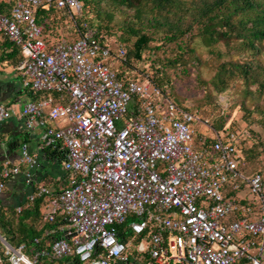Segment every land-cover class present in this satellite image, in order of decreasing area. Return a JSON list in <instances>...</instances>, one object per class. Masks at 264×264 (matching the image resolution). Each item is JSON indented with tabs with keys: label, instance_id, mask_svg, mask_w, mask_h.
I'll use <instances>...</instances> for the list:
<instances>
[{
	"label": "built area",
	"instance_id": "1",
	"mask_svg": "<svg viewBox=\"0 0 264 264\" xmlns=\"http://www.w3.org/2000/svg\"><path fill=\"white\" fill-rule=\"evenodd\" d=\"M52 6L73 19L83 11L81 0H15L10 14L0 10V34L22 53V84L40 95L20 114L29 128L45 125L43 144L68 173L58 194L38 185L27 196L45 198V221L65 216L62 235L32 256L5 245L13 263L77 255L85 264H264V179L239 169L238 133L214 129L140 68L137 79L121 78L114 64L126 62V47L103 45L94 30L48 42L36 12ZM13 113L0 103V123ZM196 124L210 126L211 148L198 146ZM21 163L34 185L39 160L28 142ZM20 172L5 159L0 195Z\"/></svg>",
	"mask_w": 264,
	"mask_h": 264
},
{
	"label": "trees",
	"instance_id": "2",
	"mask_svg": "<svg viewBox=\"0 0 264 264\" xmlns=\"http://www.w3.org/2000/svg\"><path fill=\"white\" fill-rule=\"evenodd\" d=\"M81 1L82 14L75 19L54 6L37 9L36 16L44 26L48 42L62 38L76 41L87 30H94V38L103 45L114 49L120 44L126 47L127 60L116 68L121 78L137 79L139 76L133 70L140 68L167 93L168 89L173 91L176 75L191 71V67L199 70L207 63L215 71L211 83L217 93L240 85L247 97L256 98L255 109L243 102L246 117L253 119L250 123L257 121L264 127V0ZM14 3L15 0H0V10L10 14ZM69 19L73 20V29L63 31ZM9 45L15 47L16 52H21L12 42ZM202 46L208 48L210 61L200 54ZM203 83L208 87L206 80ZM205 97L212 103L216 98L209 88ZM229 119L228 115L220 112L210 124L219 131L238 133L239 169L247 175L260 174L264 179V170L253 165L264 155V139L248 144L252 134H244L237 121ZM196 140L199 147L211 148L214 142L211 134L199 131ZM56 153L62 157L60 152ZM46 204L45 198L41 197L23 204L19 211L17 207H6L0 202V233L14 248L23 246L29 256L40 248L51 247L53 240L62 235L60 227L66 223L63 215L55 221H45ZM117 228L122 231L125 225ZM129 238L126 236L124 239ZM0 258V264H14L1 241ZM38 264L85 263L73 255L60 259L43 257Z\"/></svg>",
	"mask_w": 264,
	"mask_h": 264
},
{
	"label": "crops",
	"instance_id": "3",
	"mask_svg": "<svg viewBox=\"0 0 264 264\" xmlns=\"http://www.w3.org/2000/svg\"><path fill=\"white\" fill-rule=\"evenodd\" d=\"M9 42L10 40L0 34V103L7 104L14 111L9 119L0 123V167L5 159H11L21 165L22 172L8 180L5 191L0 195V202L6 207L18 208L28 202L27 196L34 190V186L46 185L60 192L67 186L68 173L63 168V157L43 144L45 125L29 128L25 118L20 114L23 106L36 100L38 95L23 86L16 70L22 53L16 52L15 47L10 46ZM23 142L29 143L32 154L39 160L34 170V185L27 183L26 171L29 167L21 163ZM243 263L247 261L242 260L239 264ZM128 264L141 263L132 260Z\"/></svg>",
	"mask_w": 264,
	"mask_h": 264
},
{
	"label": "rangeland",
	"instance_id": "4",
	"mask_svg": "<svg viewBox=\"0 0 264 264\" xmlns=\"http://www.w3.org/2000/svg\"><path fill=\"white\" fill-rule=\"evenodd\" d=\"M66 26L67 28L65 26L62 28L63 31H67V29L72 30L73 20L69 19ZM199 52L206 61L211 60L208 48L202 46ZM119 63L120 62L117 61L114 68H117ZM199 68L198 70L196 67H191V71L176 75V77L173 78V91L168 89V93L171 94L179 104L184 103L186 106L192 108L198 115L208 119L209 123L217 119V115L220 112H224L228 115V118H230L229 120H233V122L237 121V126L241 128L244 134L247 132L252 134V137L248 139V144L264 139V127L257 121L250 123L253 119H248L246 117V109L243 105L245 101L249 107L255 109L257 107L256 98L252 96L247 97L244 88L240 85H234L223 93H217L211 83L212 77L215 74L213 68L207 63H204ZM203 80L208 82V87L204 85ZM208 88L212 90L216 96V98L213 99V103L205 97ZM255 88L256 87H253V89ZM262 102L264 103V99ZM196 129L201 133L211 134V128L207 124H196ZM253 165L264 170V155L256 162H253Z\"/></svg>",
	"mask_w": 264,
	"mask_h": 264
},
{
	"label": "water",
	"instance_id": "5",
	"mask_svg": "<svg viewBox=\"0 0 264 264\" xmlns=\"http://www.w3.org/2000/svg\"><path fill=\"white\" fill-rule=\"evenodd\" d=\"M0 241L3 242L5 245L12 247L11 243L7 240V238L0 233Z\"/></svg>",
	"mask_w": 264,
	"mask_h": 264
}]
</instances>
